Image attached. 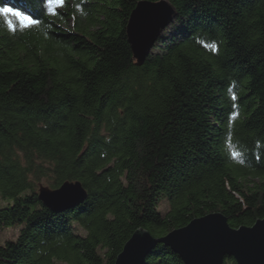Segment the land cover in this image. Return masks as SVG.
<instances>
[{
  "label": "trees",
  "instance_id": "1",
  "mask_svg": "<svg viewBox=\"0 0 264 264\" xmlns=\"http://www.w3.org/2000/svg\"><path fill=\"white\" fill-rule=\"evenodd\" d=\"M140 1L64 0L52 15L48 0H0L40 22L0 14V229L19 228L0 264H114L141 227L264 218V0H169L177 14L138 65ZM43 180L89 196L53 211ZM145 264L186 263L160 243Z\"/></svg>",
  "mask_w": 264,
  "mask_h": 264
},
{
  "label": "water",
  "instance_id": "2",
  "mask_svg": "<svg viewBox=\"0 0 264 264\" xmlns=\"http://www.w3.org/2000/svg\"><path fill=\"white\" fill-rule=\"evenodd\" d=\"M176 14L169 0L138 2L127 24L129 43L138 65L145 63ZM38 195L45 206L63 212L83 204L89 192L80 180H68L56 188L41 183ZM160 243L171 247L186 264H224L229 256L239 264H264V218L252 226L237 228L230 225L223 213L213 212L163 237L141 227L125 243L114 264H145L147 256Z\"/></svg>",
  "mask_w": 264,
  "mask_h": 264
},
{
  "label": "snow or ice",
  "instance_id": "3",
  "mask_svg": "<svg viewBox=\"0 0 264 264\" xmlns=\"http://www.w3.org/2000/svg\"><path fill=\"white\" fill-rule=\"evenodd\" d=\"M48 3H49L51 14L57 15L58 14L57 9L60 7H63L64 0H48ZM0 14H2L6 18L7 17L18 18L19 22L25 27L37 25L40 23L38 20L31 18L30 16L24 14L23 12L15 9L13 7H0ZM6 22L9 24L10 27H12V21L11 20H7ZM12 30L15 31V28L12 27ZM205 46L210 47L214 51H218V46L215 44H208ZM232 99L235 100L236 96L233 95ZM233 155L236 156V155H239V153L234 152Z\"/></svg>",
  "mask_w": 264,
  "mask_h": 264
},
{
  "label": "rangeland",
  "instance_id": "4",
  "mask_svg": "<svg viewBox=\"0 0 264 264\" xmlns=\"http://www.w3.org/2000/svg\"><path fill=\"white\" fill-rule=\"evenodd\" d=\"M154 2V1H153ZM61 8V7H60ZM162 34V33H161ZM155 46V45H154ZM154 46H153V48H154ZM153 48H152V50H153ZM152 50H151V52H152ZM151 52H150V54H151ZM149 54V55H150ZM134 55V54H133ZM149 57V56H148ZM147 57V58H148ZM135 58V57H134ZM135 60H136V63L138 62V59L137 58H135ZM147 60V59H146ZM138 64V63H137ZM41 183H43L44 185H49L45 180H43V181H39L38 182V184H37V191L39 190V187H40V184ZM50 186V185H49ZM0 203H3V202H1L0 201ZM159 210H161V212H166V210L168 209V207H169V204H168V202H167V199H161L160 201H159ZM229 222V221H228ZM239 228V227H238ZM18 230H19V228L18 227H10V228H7V227H5V228H2V229H0V243H3L4 241H6L7 239H14V238H16V236H17V234H18ZM224 264H225V261H224Z\"/></svg>",
  "mask_w": 264,
  "mask_h": 264
},
{
  "label": "bare ground",
  "instance_id": "5",
  "mask_svg": "<svg viewBox=\"0 0 264 264\" xmlns=\"http://www.w3.org/2000/svg\"><path fill=\"white\" fill-rule=\"evenodd\" d=\"M66 181H68V180H66ZM66 181H64V182H66ZM70 181H72V182H73V180H70ZM64 182H63V183H64ZM81 182H82V181H81ZM63 183H62V184H63ZM62 184H61V185H62ZM82 184H83V182H82ZM61 185H60V186H61Z\"/></svg>",
  "mask_w": 264,
  "mask_h": 264
}]
</instances>
